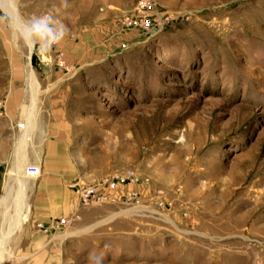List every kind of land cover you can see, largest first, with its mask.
I'll list each match as a JSON object with an SVG mask.
<instances>
[{
  "label": "rangeland",
  "instance_id": "374dc122",
  "mask_svg": "<svg viewBox=\"0 0 264 264\" xmlns=\"http://www.w3.org/2000/svg\"><path fill=\"white\" fill-rule=\"evenodd\" d=\"M3 1L0 127L14 125L8 141L18 153L30 135L14 181L12 161L0 164L2 202L12 190L0 264H21L29 244L22 235L35 218L31 191L44 175L51 124L65 127L56 148L67 172L90 181L131 171L144 180L127 189L141 193L139 204L86 208L101 212L92 228L58 230L61 264L95 256L103 264H264V0H6L23 22L47 17L65 30L58 44L32 51L10 29ZM29 165H42V177H28ZM74 177L63 178L64 194ZM23 197L21 227L3 247L2 227L13 226Z\"/></svg>",
  "mask_w": 264,
  "mask_h": 264
},
{
  "label": "crops",
  "instance_id": "0c3cea01",
  "mask_svg": "<svg viewBox=\"0 0 264 264\" xmlns=\"http://www.w3.org/2000/svg\"><path fill=\"white\" fill-rule=\"evenodd\" d=\"M4 114L7 118H9V114L6 110ZM43 130L45 137L47 136L48 138L44 142L46 144L44 151L47 158L45 160V165L43 166L44 175L40 181V185L31 191V193L35 196V201L33 203L35 218L32 223L26 225L23 230L22 239H27L29 244L21 251V264H61V250H59L56 245L57 236L55 235L58 231L52 230V224L54 221L60 218L70 219L71 217H77V221L73 225L74 227H71L72 229L68 228L64 231L67 232L69 230H73L79 232L83 231V228H92V226L95 225L100 218L96 217L98 213H112L115 210L120 209V206H103L104 208L100 210L101 212H98L97 210H90L79 206L76 194L69 188V186L78 181H86L87 176L83 174H76L73 171L67 172V160L64 154L56 148L57 144L60 142L59 140H61L63 136L61 134L64 133L63 131L65 130V127L63 125L51 124L48 127L44 126ZM14 133L16 134V129L10 122H7L4 127H0V164H6L9 163V161H12L11 163L14 165L13 168H15L17 162L16 157L19 143H16L13 149L8 140L12 138ZM32 166L34 165H29L25 168L26 175L27 169ZM35 167H38L41 171H43L42 165ZM71 176L75 177L74 180L68 184L70 192L64 194L62 188L63 178ZM1 191L3 192V189H1ZM59 215L62 216L57 219H53L55 216ZM116 215H114L115 217H110L104 221V223L111 222L116 217L124 215V212ZM113 217L114 219L112 220ZM39 226H42L43 229H48V233H45L43 229L39 228Z\"/></svg>",
  "mask_w": 264,
  "mask_h": 264
},
{
  "label": "built area",
  "instance_id": "2783aa9c",
  "mask_svg": "<svg viewBox=\"0 0 264 264\" xmlns=\"http://www.w3.org/2000/svg\"><path fill=\"white\" fill-rule=\"evenodd\" d=\"M165 23V22H164ZM0 106V110H1ZM23 129V126H20ZM27 176L31 179H39L42 176L40 168L32 166L27 169ZM144 180L131 171L114 172L106 176L90 181H78L69 186L76 194L79 206L82 208L100 207L104 205L134 206L139 204L141 193L138 190L128 191L130 185L140 186ZM3 192L0 189V217ZM73 220L60 218L52 224V230L68 229ZM39 228L43 229L42 226ZM48 233V229H43Z\"/></svg>",
  "mask_w": 264,
  "mask_h": 264
},
{
  "label": "bare ground",
  "instance_id": "6f19581e",
  "mask_svg": "<svg viewBox=\"0 0 264 264\" xmlns=\"http://www.w3.org/2000/svg\"><path fill=\"white\" fill-rule=\"evenodd\" d=\"M2 5H3V9L6 12V14H8V15L16 14L17 10L10 2L4 0L2 2ZM28 45L30 47V50L32 51L33 48H34V44H28ZM27 91H28V93L30 95V106H29V108L31 110H34L37 107V99H38V96H39V86H38L35 74H34V72L31 69L29 71V75H28V78H27ZM27 123H29L30 126L33 125L34 124V118L32 117L30 120H28ZM27 130H30V129L28 128ZM29 135H30V131H28V133L24 136V138H23V140L21 142V148H22L23 151L21 150V152L18 153V155L16 157V161L17 162H16V165H15V168H14L13 172L11 173L12 175H10V177H9L10 179H13V181L15 180L14 178L16 177V174L13 177L14 173L19 174L18 171H20L21 167L23 166V160H24V155H25L24 154V148H25V145L27 144V142L29 140ZM11 186H9V187H11ZM10 189H8L7 193L5 194V198H4V201H3L4 202V206H5V218L6 219L9 218V201H10L11 192H12V190L10 191ZM22 193L24 194L25 190H23ZM19 201L20 202L18 203L19 205H18V208H17L16 219L14 220L13 226L8 231L6 230V226L2 227V246L3 247H5V245L7 244L8 240L10 239V237L13 236L15 234V232L18 229H20V227H21V220H22V216H23V213L25 211V208H26V201H25L24 197L22 198V200H19ZM133 211H135V210H133ZM129 213L132 214L133 212H129ZM125 214H127V213H125ZM121 216H124V215H121ZM114 217L112 218V220L114 219ZM165 220L169 222V220L167 218H165ZM241 223H242V221H240V220L235 221L236 226L237 225H241ZM3 251H4V249H3ZM1 253H3V252H1Z\"/></svg>",
  "mask_w": 264,
  "mask_h": 264
},
{
  "label": "clouds",
  "instance_id": "9594fccd",
  "mask_svg": "<svg viewBox=\"0 0 264 264\" xmlns=\"http://www.w3.org/2000/svg\"><path fill=\"white\" fill-rule=\"evenodd\" d=\"M5 15L10 29L18 35L25 45L46 44L50 49L53 45L58 44L65 35L63 27H51L47 17L23 22L18 11L14 15ZM90 264H103V258L101 256L92 257Z\"/></svg>",
  "mask_w": 264,
  "mask_h": 264
}]
</instances>
